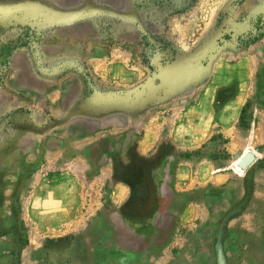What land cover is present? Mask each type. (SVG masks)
Listing matches in <instances>:
<instances>
[{"label": "rangeland", "instance_id": "obj_1", "mask_svg": "<svg viewBox=\"0 0 264 264\" xmlns=\"http://www.w3.org/2000/svg\"><path fill=\"white\" fill-rule=\"evenodd\" d=\"M30 1L40 3L51 13L63 15L44 19H38V15L30 16L27 14ZM87 1L0 0V171L9 170L24 153L31 151L37 139H48L56 145L57 138L49 137L55 125L63 126L70 121L69 134L91 128L93 123L84 122L82 126L81 119L72 116L77 112L107 114L115 109L111 107L112 103L119 101L127 118L143 115L169 101L203 92L204 84L212 79L229 77L227 70L236 66L235 62L240 60L243 52L264 51V0H195L193 8L166 21L171 46L179 55L178 64H168L155 72L140 56L146 41L139 45L128 40L105 42L86 37L88 18L92 17L93 11H98ZM18 15L19 19L13 18ZM77 21L80 22L75 23ZM109 47L115 50L114 58L130 59L134 65L145 67L150 76L161 72L167 82L180 83H175L167 94L150 88L131 98L124 92L103 88L91 78L85 59L88 54L105 55ZM99 62L95 60V63ZM14 66L22 67L23 73L19 82L8 88L7 78ZM86 75L95 85L86 81ZM65 78L73 79L66 85L64 101L69 115L67 119L59 120L52 115L45 96ZM257 79L259 97L244 109L240 122L244 131L251 124L264 120V65L259 69ZM237 91L238 88L233 86L222 93L233 96ZM26 97L33 99V103L22 105ZM136 137L133 134L121 142H111L109 146L130 147ZM257 141H252L250 146L255 153L263 139ZM246 143L241 139L229 146L226 140L217 136L199 151L186 156L210 161L214 171L232 167L235 173L244 176V170L235 169L238 159L233 157V152ZM183 156L163 142L151 158L135 160L132 172L118 166L119 176L127 178L138 189L139 200L121 210L107 207L87 229L50 230L48 233L57 239H47L45 244L36 243L33 230L20 223L19 196L15 193L11 196V213L4 214L1 209L6 201L0 195V264H157L148 258L159 252L169 236L168 231L158 236V244L152 246L146 245L142 237L138 238L133 227L147 219L161 220L167 226L174 223L177 205H173L169 215L163 218L152 217V207L159 195L169 193L170 157ZM27 178L28 174L25 182ZM208 192L204 190L196 196L205 198ZM218 231L219 228L209 232L206 238L209 243L215 245ZM215 260L217 264V258ZM174 264L190 263L177 261Z\"/></svg>", "mask_w": 264, "mask_h": 264}, {"label": "crops", "instance_id": "obj_2", "mask_svg": "<svg viewBox=\"0 0 264 264\" xmlns=\"http://www.w3.org/2000/svg\"><path fill=\"white\" fill-rule=\"evenodd\" d=\"M113 51L109 47L105 55H86L87 71L100 86L128 94L151 77L145 67L130 59L114 58ZM241 55L236 66L227 70L229 77L212 79L204 84L203 92L169 101L143 115L127 118V112L119 107L107 114L75 113L72 116L81 119L80 125L93 123L81 131L69 134L70 121L55 125L49 137L57 138L56 145L37 139L31 151L9 170L0 171V195L6 201L2 213H11L10 198L14 193L19 196L20 223L33 230V238L40 244L54 238L50 230L87 229L107 207L121 210L133 202L134 187L119 177L118 166L132 172L136 158H151L167 142L184 156L170 157L169 193L158 196L152 217L169 215L173 205L178 209L171 226L151 217L133 227L136 236L152 246L168 231L159 252L148 259L157 264H216L215 245L206 238L211 230L224 227L223 251L229 264H264V120L245 131L240 127L244 109L259 97L257 73L264 65V51L251 49ZM22 73V67H13L8 88L19 82ZM71 81L62 79L45 96L52 115L59 120L69 115L64 101ZM233 86L237 93L224 96L222 91ZM31 103L33 99L26 97L22 105ZM133 134L137 137L130 147L109 146ZM217 136L229 146L241 139L247 142L233 157L248 152L256 156L251 191L247 172L240 176L232 167L214 171L210 161L186 157ZM259 138L263 141L255 153L250 146ZM204 190H209L208 196L197 198Z\"/></svg>", "mask_w": 264, "mask_h": 264}, {"label": "trees", "instance_id": "obj_3", "mask_svg": "<svg viewBox=\"0 0 264 264\" xmlns=\"http://www.w3.org/2000/svg\"><path fill=\"white\" fill-rule=\"evenodd\" d=\"M87 3L98 10L88 18L87 38L105 42L128 40L139 45L146 41L140 56L151 70L158 72L179 57L171 46L167 19L193 8L195 0H89ZM86 79L90 85H95L89 75Z\"/></svg>", "mask_w": 264, "mask_h": 264}, {"label": "water", "instance_id": "obj_4", "mask_svg": "<svg viewBox=\"0 0 264 264\" xmlns=\"http://www.w3.org/2000/svg\"><path fill=\"white\" fill-rule=\"evenodd\" d=\"M27 8H29V11L27 14L30 16L38 15V19H42V18L44 19L46 17H50L51 15L53 16V18H59L60 17L59 15H63L61 12L51 13L48 9H45L40 3L33 2V1H30L28 3ZM13 18L19 19L20 16L19 15L13 16ZM178 61L179 59L175 61L174 63L177 62L178 64ZM175 83L179 84L180 81L167 82L165 79V76L162 75L160 72L158 74L151 76L143 85H141L139 88H137L133 92L125 94V95L129 98L135 97L136 95H138L139 92L141 91L147 92V90L150 88H154L156 92H159V93L161 92V94L162 93L167 94L171 90V88H173ZM116 105L122 107V104L119 101L112 103V106H116ZM235 158L239 159L238 156H235ZM255 164H256V156L252 152H248L244 156H242L239 159V163H238L239 167L245 172H247L246 175L248 179L249 191H251L252 189L251 174H252V170ZM225 235H226L225 228L224 227L219 228V231L217 233L216 240H215V254L217 258V264H227V260H226V257L223 251V242L225 239Z\"/></svg>", "mask_w": 264, "mask_h": 264}, {"label": "flooded vegetation", "instance_id": "obj_5", "mask_svg": "<svg viewBox=\"0 0 264 264\" xmlns=\"http://www.w3.org/2000/svg\"><path fill=\"white\" fill-rule=\"evenodd\" d=\"M144 160V159H142V158H136L135 160ZM136 166V163L134 162V167ZM118 169V168H117ZM135 169V168H134ZM127 170V169H126ZM118 171V170H117ZM129 171V170H128ZM131 172V171H130ZM118 175H119V172H118ZM119 177H121V176H119ZM122 178H124V179H126L127 181H129L127 178H125V177H122ZM132 185H133V187H134V193H135V197H134V199H133V202L131 203V204H135L138 200H139V197H140V195H139V193H138V189L136 188V186L131 182V181H129Z\"/></svg>", "mask_w": 264, "mask_h": 264}, {"label": "bare ground", "instance_id": "obj_6", "mask_svg": "<svg viewBox=\"0 0 264 264\" xmlns=\"http://www.w3.org/2000/svg\"><path fill=\"white\" fill-rule=\"evenodd\" d=\"M238 162H239V159L236 161V164H235L236 167H235V169H237V170H239V169L242 170L241 168H239V166H238ZM242 171H243V170H242Z\"/></svg>", "mask_w": 264, "mask_h": 264}]
</instances>
